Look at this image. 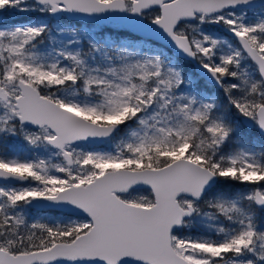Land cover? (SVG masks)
<instances>
[{
    "label": "snow or ice",
    "instance_id": "1",
    "mask_svg": "<svg viewBox=\"0 0 264 264\" xmlns=\"http://www.w3.org/2000/svg\"><path fill=\"white\" fill-rule=\"evenodd\" d=\"M0 264H264V0H0Z\"/></svg>",
    "mask_w": 264,
    "mask_h": 264
},
{
    "label": "rangeland",
    "instance_id": "2",
    "mask_svg": "<svg viewBox=\"0 0 264 264\" xmlns=\"http://www.w3.org/2000/svg\"><path fill=\"white\" fill-rule=\"evenodd\" d=\"M8 22L17 23V22H20V21L16 17H10V18H8Z\"/></svg>",
    "mask_w": 264,
    "mask_h": 264
}]
</instances>
